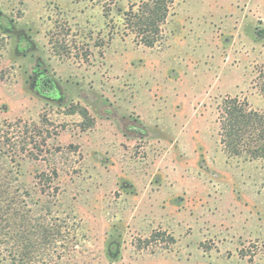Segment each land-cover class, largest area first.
<instances>
[{"label":"rangeland","instance_id":"1","mask_svg":"<svg viewBox=\"0 0 264 264\" xmlns=\"http://www.w3.org/2000/svg\"><path fill=\"white\" fill-rule=\"evenodd\" d=\"M147 1L0 0V169L32 233L0 264H264V158L219 122L264 112V0H170L154 47L126 21Z\"/></svg>","mask_w":264,"mask_h":264},{"label":"trees","instance_id":"2","mask_svg":"<svg viewBox=\"0 0 264 264\" xmlns=\"http://www.w3.org/2000/svg\"><path fill=\"white\" fill-rule=\"evenodd\" d=\"M170 3H172L170 0H149L142 3L136 12H128L126 18L128 26L144 46L154 47L161 39V28L168 18ZM4 23L5 21H0V26H5ZM4 49V37L0 32V61ZM78 112L88 119V113L84 108L72 111V113ZM219 122L220 142L229 155L244 156L249 160L264 158V112L252 109L248 102L238 97H228L220 107ZM3 137V144L9 145L10 139L7 135ZM2 168L4 167L1 166L0 169V233L7 237L14 225H17L20 231L17 237L29 239L27 236L32 233L28 234L25 230L21 233V229L23 230L28 224L26 213L23 212V202L18 193L12 189L14 179L11 172H3ZM34 228L37 234L40 233L43 238H48V229L42 226ZM158 234H153L150 239L155 240ZM28 248L27 246L23 256L28 255Z\"/></svg>","mask_w":264,"mask_h":264},{"label":"flooded vegetation","instance_id":"3","mask_svg":"<svg viewBox=\"0 0 264 264\" xmlns=\"http://www.w3.org/2000/svg\"><path fill=\"white\" fill-rule=\"evenodd\" d=\"M6 21L7 20V18H5L4 16H2L1 18H0V21ZM41 83H42V87H47V86H50V84L49 83H51V80H46V79H44V81L42 80L41 81Z\"/></svg>","mask_w":264,"mask_h":264},{"label":"crops","instance_id":"4","mask_svg":"<svg viewBox=\"0 0 264 264\" xmlns=\"http://www.w3.org/2000/svg\"><path fill=\"white\" fill-rule=\"evenodd\" d=\"M256 17H257V19H258L259 17H261V19H264V17H262L261 15H257ZM259 19H260V18H259Z\"/></svg>","mask_w":264,"mask_h":264}]
</instances>
